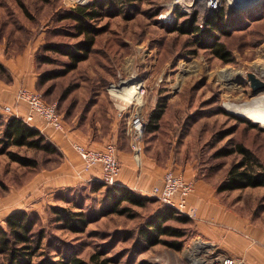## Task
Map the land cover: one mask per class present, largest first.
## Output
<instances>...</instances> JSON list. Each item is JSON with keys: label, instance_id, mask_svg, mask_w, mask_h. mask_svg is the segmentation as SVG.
I'll list each match as a JSON object with an SVG mask.
<instances>
[{"label": "rangeland", "instance_id": "374dc122", "mask_svg": "<svg viewBox=\"0 0 264 264\" xmlns=\"http://www.w3.org/2000/svg\"><path fill=\"white\" fill-rule=\"evenodd\" d=\"M89 1L0 0V80L12 82L13 72L28 65L36 74L32 89L56 105L69 135L66 138L86 145L108 141L129 145L126 129L133 110L142 111L147 123L150 111L163 105L159 128L144 131L143 167L145 155L165 170L194 162L213 179L223 180L239 155L218 153L235 142L256 151L264 163V125L238 111L254 107V98L264 95V89L252 90L247 77L253 72L263 79L259 66L264 64V0L244 5L223 0L218 8L224 14L225 33L217 32L215 37L224 43L231 62L224 63L212 53L208 46L211 37L205 33L194 36L173 30L177 19L176 7L171 8L173 0H126L117 4L118 12L100 11L94 19L83 20L95 29L94 44L87 57L75 63L66 51L79 50L78 44L87 38L79 34V19L71 15ZM203 5L198 1L185 12L198 11L202 22L208 12ZM169 12L171 18L163 19ZM27 50L31 56L27 53L25 59L18 60ZM232 69L240 73L230 82L221 73ZM128 83L139 86V99L120 98L111 91L115 85L120 88ZM4 110L1 106L0 118L9 117ZM236 115L246 117L249 123ZM70 140H65L69 146ZM55 145L58 150L49 152L16 145L2 150L0 144V223L4 225V217L12 209L32 213L35 230L43 232L39 250L43 256L55 261L76 257L83 264H210L214 256L224 255L196 236L193 225L175 219L165 225L185 231L186 236L179 238L181 249L164 242L149 245L140 228L165 208L150 193L153 184L141 194L150 200L144 206H132L134 216L108 213L106 187L96 189L92 182L50 185L41 194H23L35 176L54 171L63 162L64 153ZM8 150L36 159L37 165L12 160ZM221 195L236 202L254 224L264 227V186L223 190ZM56 207L82 211L85 224L71 230L56 218ZM160 238L175 239L168 235Z\"/></svg>", "mask_w": 264, "mask_h": 264}, {"label": "trees", "instance_id": "16d2710c", "mask_svg": "<svg viewBox=\"0 0 264 264\" xmlns=\"http://www.w3.org/2000/svg\"><path fill=\"white\" fill-rule=\"evenodd\" d=\"M126 0H91L86 6H78L77 11L71 15L74 19H79L78 32L85 34L87 40L78 44L79 50L66 51V54L78 62L87 57L94 44V35L91 27L83 24V20L94 19L102 12H118V3L123 4ZM130 1V0H129ZM204 6V5H203ZM205 7V6H204ZM115 8H117L115 10ZM120 8V7H119ZM114 9V11H112ZM207 10V9H206ZM208 11V10H207ZM177 19L173 30L182 33H190L194 36L203 35L211 37L209 47L214 55L219 57L224 63L231 62L229 51L224 43L215 37L217 32L225 33L224 14L222 10L208 11L199 22L198 11L190 14L178 8L175 10ZM178 20H180L178 22ZM202 23L203 25L201 26ZM0 67L2 65L0 64ZM163 105H156L149 113L148 121L145 123L144 131L154 132L160 126V120L164 113ZM242 121L248 122L244 116L236 115ZM249 123V122H248ZM254 125V124H252ZM0 144L1 149L5 150L10 145L27 146L34 149H42L49 152L58 150L57 146L50 141L47 136L37 128L25 123L20 117L15 115L0 118ZM237 153L238 159L230 164L223 180L218 184L217 190H231L244 188L247 186H264V163L257 155L256 151L244 145L242 142H235L232 147L219 151L218 154ZM12 160L22 165L36 166L34 158L19 155L14 151H7ZM96 189L106 187V211L108 213L126 214L134 216L132 206H144L150 198L141 195L128 186L117 184H106L103 181L92 182ZM56 218L63 220L71 230H79L85 224L86 218L82 211H71L68 208H54ZM170 219H175L183 223L192 224L189 215L181 214L174 208L165 205V208L147 219L140 228L142 238L149 244L164 242L166 245L175 249H181L183 241L179 238L186 236L185 231L178 228H169L165 225ZM4 225L0 223V264H83L76 257L68 260L55 261L50 257L43 256L40 248L42 244L43 232L35 230V218L33 214L24 210H15L4 217ZM168 235L175 239L164 240L160 236ZM179 239V240H176ZM138 264H149L142 261Z\"/></svg>", "mask_w": 264, "mask_h": 264}, {"label": "crops", "instance_id": "0c3cea01", "mask_svg": "<svg viewBox=\"0 0 264 264\" xmlns=\"http://www.w3.org/2000/svg\"><path fill=\"white\" fill-rule=\"evenodd\" d=\"M27 53H29V57L31 56L30 50H27L18 56V60L25 59L24 55ZM14 72L12 82L5 83L0 80V107L14 103V97L19 87L32 89L35 85L36 77L33 75L36 74L30 72L28 65L24 67L22 64ZM18 110V114H9V116L21 117L25 115L28 111L27 104L21 103ZM30 125L44 133L54 144H59V148L64 153V160L54 171H42L35 176L25 185L23 194L32 192L41 194L46 192L50 185L65 187L77 182L101 181L102 170L99 165H95L87 171H81L82 161L71 145L66 144V141L70 140V138H66L67 134L45 125L38 117ZM101 145H95V142H92L88 146ZM116 146L120 172L115 184L128 186L137 193L144 194L143 191L147 190L151 184L160 181L166 168H163V165L157 160L145 155L146 166L143 167V161L138 166L128 144L119 142L116 143ZM170 162L171 160L167 159L166 165L171 168ZM174 170L193 182V190L188 196V204L193 209L191 218L195 235L212 243L218 249V253L239 257L243 264H264V227L254 224L250 215L243 214L237 208L236 202L232 203L223 199L222 191L217 190L222 179H213L210 175L205 174L206 170L203 171L194 162H186L184 165L176 164ZM12 198L14 196L9 197L6 202ZM15 210L17 209H12L8 214Z\"/></svg>", "mask_w": 264, "mask_h": 264}, {"label": "built area", "instance_id": "2783aa9c", "mask_svg": "<svg viewBox=\"0 0 264 264\" xmlns=\"http://www.w3.org/2000/svg\"><path fill=\"white\" fill-rule=\"evenodd\" d=\"M198 1L202 2L208 11L217 10L223 0H173L172 7L182 11H189ZM170 19L171 13L162 16ZM26 103L28 111L20 118L28 124L34 122L36 117L40 118L45 125L66 134L65 123L61 113L54 103L45 101L42 96L33 89L19 87L14 97V103L5 105L3 108L8 114H18V107ZM146 119L138 108L134 109L127 123L126 134L129 139V147L138 166L142 164L144 151L143 135ZM72 148L79 155L82 166L81 171H87L95 165L102 170V178L106 184H115L120 172V161L117 155V146L114 141H108L101 147H91L76 140H70ZM193 190V182L186 179L182 173L174 169H167L150 188V193L167 206L177 210L181 214L193 215V209L188 204V196ZM219 254V253H218ZM210 264H243L241 259L232 255H216Z\"/></svg>", "mask_w": 264, "mask_h": 264}, {"label": "bare ground", "instance_id": "6f19581e", "mask_svg": "<svg viewBox=\"0 0 264 264\" xmlns=\"http://www.w3.org/2000/svg\"><path fill=\"white\" fill-rule=\"evenodd\" d=\"M79 1H81V0H79ZM246 1H249V0H234V2H236L239 5L246 4ZM239 73H240L239 70L232 69L230 72L223 71L221 73V76L224 77L225 80L230 79V82H232L238 78ZM259 73H261L262 78L264 80V64L259 66ZM124 81L126 82V80H123L122 82H124ZM136 88L139 90L136 91ZM261 90H259V91H261ZM111 91L120 98L132 99V98L136 97L137 99H139L141 90H140L139 86H137L136 83H128V84H125L123 86L121 85L120 88H118V86L115 85V88H112ZM254 99H255V101H254L255 106L254 107H243V108L238 109V111L241 114H244V115L248 116L249 118H252L253 120L261 121L262 122L261 125L263 126L264 125V95L260 96L259 98H254ZM198 244H201V242H198Z\"/></svg>", "mask_w": 264, "mask_h": 264}, {"label": "water", "instance_id": "95a60500", "mask_svg": "<svg viewBox=\"0 0 264 264\" xmlns=\"http://www.w3.org/2000/svg\"><path fill=\"white\" fill-rule=\"evenodd\" d=\"M249 1H250V3H253V4L255 3L256 4L260 0H249ZM249 1H246V2L248 3ZM247 77L249 79L250 87L252 88V90L254 92H257V91H259L261 89H264V80L259 78V77H257L255 75V73L248 72L247 73Z\"/></svg>", "mask_w": 264, "mask_h": 264}]
</instances>
